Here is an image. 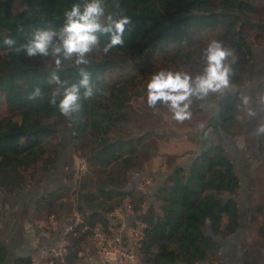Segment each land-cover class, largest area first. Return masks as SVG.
I'll list each match as a JSON object with an SVG mask.
<instances>
[{
  "label": "trees",
  "instance_id": "16d2710c",
  "mask_svg": "<svg viewBox=\"0 0 264 264\" xmlns=\"http://www.w3.org/2000/svg\"><path fill=\"white\" fill-rule=\"evenodd\" d=\"M15 1L0 0V94L9 113L0 119V193L5 198L1 203H10L16 191L24 190V172L45 158L46 145L69 122L71 145L88 150L84 156L87 170L71 193L75 206L62 202L70 196L66 187L36 200L37 214L46 217L61 213L62 225L73 222L77 214L82 219L83 223L66 236L67 264H76L96 225H121L114 212L126 201L135 217L132 225H144L137 248L144 264H217L220 247L211 235L225 240L239 228L235 197L240 183L222 133L230 140L243 132V94L236 91L224 97V92L209 91L208 96L194 95L191 101L195 105L197 100L218 98L217 109L200 135V150L189 165V174L174 156L166 158L168 175L154 194L157 209L148 205L147 192L138 188L141 180L128 187L132 174L144 171L155 152L154 138L160 137L155 129L131 133L136 117L129 104L143 94L132 82L140 76L148 78L157 59L165 66L179 69L182 63L189 69L192 55L185 51L191 42L223 30V38L237 55L228 62L232 69L228 86L241 87L246 82L251 54L246 33L253 31L255 39L264 35V21L249 18L257 13L260 0H103L105 15L130 17L123 43L105 50L110 38L98 33L97 43L85 54L87 63H76L74 53L62 57L59 66L51 55H27L23 49H15L27 43L38 28L59 30L64 12L83 0H17L14 8ZM102 22L106 21L102 18ZM9 37L15 45L4 43ZM81 70L89 74L90 96H85V88L79 86ZM53 73L79 86V107L70 116L58 108L62 96H57L56 103L50 102L57 86ZM35 88L40 89V96L29 99ZM259 91L264 96V82ZM259 143L260 147L264 144V132ZM50 162L46 160L47 165ZM260 210L257 206L255 211ZM257 235L264 239V225L259 226ZM5 257V248L0 244V262ZM30 263V257L13 262Z\"/></svg>",
  "mask_w": 264,
  "mask_h": 264
},
{
  "label": "rangeland",
  "instance_id": "374dc122",
  "mask_svg": "<svg viewBox=\"0 0 264 264\" xmlns=\"http://www.w3.org/2000/svg\"><path fill=\"white\" fill-rule=\"evenodd\" d=\"M16 6L17 0L14 2V8ZM257 7V13L250 14L249 18L255 22L264 21V0L258 1ZM247 32L251 54L246 67V82L239 88L227 86L225 89L218 90L221 93L240 91L244 97L248 98V101L244 103L245 106L241 110L240 116V120L244 123L243 132L238 137L230 140L223 136L224 148L233 163L234 170L242 186L235 197L240 213V226L235 234L218 243L220 250L217 264H264V239L257 235L259 226L264 225V144L260 147V144L255 145L252 141L257 133L264 131V97L259 94L260 91L257 85L264 80V35L260 39H255L254 35L257 34L253 31ZM222 34L223 30H220L215 36L204 35L201 39L191 42L190 47L185 51L192 55L189 69H185L186 67H183L182 63H180V70L174 65L165 66L163 60L157 59L153 64L151 74L148 73V78L147 76H140L132 82L135 85V89L143 94L139 97H134L129 104V110L136 117L134 127L130 128L131 133L138 135L142 131L155 129L160 136L154 138L155 152L143 172L157 171L163 168L168 173V169L164 164L169 156H174L177 164L180 161H184L182 165L186 169L192 157H195L200 150V135L207 127V120L216 111L218 102V98L205 101L197 100L195 105L191 101L194 95H190L186 101L182 102L188 103L186 111L190 115L178 120L174 118V110L168 102L161 101L158 106L151 107L147 103V91L144 90V87L151 79L152 74L161 69L186 72L193 78L196 73L200 72L202 74L206 65L204 49L212 40L221 42L224 47L232 51V55L226 57V63L230 59L236 58L237 55ZM210 92L216 93L217 91ZM151 112L153 115H151ZM8 115L4 99L0 94V119ZM71 136L72 126L69 122L58 129L57 136L46 145L47 153L45 158L31 170L24 172L25 184L23 183V185H25V188L21 191L31 189L33 192L36 179L46 173V175H53L54 187L52 190L65 187L70 189V196L64 197L62 202L65 205L71 204L72 207L75 206V197L71 193L75 189V183L87 170L84 156L87 155L88 150L80 146L71 145ZM176 155H180V160ZM46 160L51 162L47 165ZM45 165L48 166L46 168L47 171L44 169ZM143 172L133 173L128 187L131 188L134 180H138L137 178ZM141 181L142 184H138V188L147 192L149 196L150 187L154 185L157 178L147 177L141 179ZM3 198L4 195L0 193V233L3 231L2 222L4 217L9 218L11 217L10 214L16 211L17 203L13 202L12 199H18L13 194L11 196L12 199L10 198V203L2 204L1 200ZM257 206L261 207L259 213L255 211ZM128 207L129 205L126 201L125 205L120 208L127 209ZM51 217H53L54 222H51ZM60 218H63L61 213H54L46 217L43 213H36L35 217L36 225L45 232H49L48 236L54 242L57 238L56 234L58 233ZM70 218L68 217L67 220ZM207 233L211 234L209 229ZM36 253L30 258L32 259Z\"/></svg>",
  "mask_w": 264,
  "mask_h": 264
},
{
  "label": "clouds",
  "instance_id": "9594fccd",
  "mask_svg": "<svg viewBox=\"0 0 264 264\" xmlns=\"http://www.w3.org/2000/svg\"><path fill=\"white\" fill-rule=\"evenodd\" d=\"M102 18L106 22H102ZM130 21L126 15L108 13L105 15L103 0H83V3H74L64 12V22L59 30L52 28H38L32 33V38L25 44L19 45L15 50L23 49L27 55H51L54 63L59 66L62 57H71L76 54V63H87L85 54L91 51L98 41V33L108 34L110 43L105 45V50L111 45L123 43V33ZM4 43L12 46L15 40L5 38ZM206 65L202 74L194 78L180 71L161 69L152 74L148 81L147 103L155 105L157 101L168 102L174 110L175 119H184L190 115L186 111L188 103H182L190 95L205 96L209 91H218L227 88L230 83L232 69L226 63V57L232 51L217 40H212L204 49ZM79 86L85 88L84 95H92L89 84V74L81 70ZM52 79L56 81V88L52 90L50 102L59 100L58 108L65 116H70L79 107L77 101L79 86L67 80H61L53 73ZM40 89L35 88L29 99L40 96ZM248 98L243 97L247 103Z\"/></svg>",
  "mask_w": 264,
  "mask_h": 264
},
{
  "label": "built area",
  "instance_id": "2783aa9c",
  "mask_svg": "<svg viewBox=\"0 0 264 264\" xmlns=\"http://www.w3.org/2000/svg\"><path fill=\"white\" fill-rule=\"evenodd\" d=\"M127 209L115 210L114 216L118 221L126 218L129 210ZM51 222H54L53 217ZM82 223L81 217L77 215L70 224H59L54 244L38 250L31 259V264H67L64 253L66 236ZM143 228L144 225L138 222L135 226L130 223L127 226L121 224L116 228L96 225L91 230V238L79 254L76 264H144L137 252ZM84 229H87V226Z\"/></svg>",
  "mask_w": 264,
  "mask_h": 264
},
{
  "label": "crops",
  "instance_id": "0c3cea01",
  "mask_svg": "<svg viewBox=\"0 0 264 264\" xmlns=\"http://www.w3.org/2000/svg\"><path fill=\"white\" fill-rule=\"evenodd\" d=\"M189 152V151H188ZM176 157L180 160V155H176ZM191 158V157H189ZM188 158V159H189ZM194 157H192L191 161L188 164H191ZM184 164V161H180L178 163L179 166H182ZM144 173H155L154 175H150L148 177L151 178H157V181L152 185L150 195L148 196V205H155L158 209L159 206L155 202L154 198V191L161 186V184L165 181L168 173L165 172V170L162 168L161 170L157 171H146ZM147 178V177H146ZM139 180H134V184H136ZM132 184V185H134ZM53 175H46V173L39 176L38 179L34 182V190L32 192L31 189L21 192H16L19 194H15L16 198H11L13 202L17 203L16 211L10 214L11 221H9L7 218L4 217L2 225H3V231L0 236L1 244L5 247L7 259L10 261H6L4 263L0 264H13V261L18 258H27L31 257L35 252L41 249V247L49 246L54 241L49 238L48 233L45 232L41 227H38L36 225V200L44 196L46 194L52 193L55 190L53 189ZM32 201V207L30 211V205L29 203ZM129 209V208H128ZM127 209V210H128ZM31 212V213H30ZM29 218H28V214ZM126 218L121 220V224L124 226H127L132 222L133 216L130 215V212L128 210V214H126ZM28 218L29 222L26 224L25 219ZM10 222L12 223V226L10 225ZM26 224L27 228H24V225ZM20 229L18 235H16L15 232L12 233L13 229ZM24 229L27 231L24 233ZM57 235V234H56ZM56 240V239H55ZM40 248V249H39ZM12 261V263H11Z\"/></svg>",
  "mask_w": 264,
  "mask_h": 264
},
{
  "label": "flooded vegetation",
  "instance_id": "af4514ba",
  "mask_svg": "<svg viewBox=\"0 0 264 264\" xmlns=\"http://www.w3.org/2000/svg\"><path fill=\"white\" fill-rule=\"evenodd\" d=\"M264 82V80H262V81H260L257 85H258V89H259V85L261 84V83H263ZM259 94L261 95V96H263L260 92H259ZM244 97V96H243ZM264 97V96H263ZM264 131H262V132H259V133H257L256 134V136L253 138V144H257V145H259L260 143H259V137H260V135L263 133ZM252 145V144H251ZM233 169H234V166H233ZM235 171V170H234ZM236 173V172H235ZM239 179V178H238ZM239 183H240V188H241V181H240V179H239ZM240 190V189H239ZM36 202V201H35ZM29 205H30V211H31V209H33V207H32V201L29 203ZM239 209V208H238ZM31 213V212H30ZM30 213L27 215L28 216V218H29V215H30ZM28 218H26L25 219V222H26V224L29 222V219ZM3 219V218H2ZM7 219L9 220V221H11V217H7ZM238 221H239V226H240V213L238 212ZM26 224L24 225V228H27L26 227ZM10 225L12 226V223L10 222ZM239 229V228H238ZM19 230L20 229H18V228H16V229H13V231H12V233L13 232H15L16 233V235H18V233H19ZM27 231V229L25 230L24 229V233ZM237 232V231H236ZM1 234L2 233H0V236H1ZM0 244H1V241H0ZM5 248V247H4ZM6 251V250H5ZM6 256H7V254H6ZM16 260V259H15ZM14 260V261H15ZM6 261H10V260H8L7 259V257H5V259H4V261H2V262H0V263H4V262H6ZM13 261V262H14ZM11 263H12V261H11Z\"/></svg>",
  "mask_w": 264,
  "mask_h": 264
},
{
  "label": "water",
  "instance_id": "95a60500",
  "mask_svg": "<svg viewBox=\"0 0 264 264\" xmlns=\"http://www.w3.org/2000/svg\"><path fill=\"white\" fill-rule=\"evenodd\" d=\"M232 92H236V91H232ZM232 92H225V94L223 95L224 97L227 96L228 94L232 93ZM222 135L224 136V134L222 133ZM187 174H189V168H186ZM155 173H144V174H140V176L137 178L139 181L143 178H146L150 175H154ZM164 183V182H163ZM163 183L161 184V186L163 185ZM154 193H156V190L154 191ZM135 219V217L133 216V220ZM132 220V221H133ZM119 223L121 224V221H119ZM131 223V222H130ZM211 235V234H209ZM213 237V239L217 242L220 243L221 240L217 239L216 237H214L213 235H211Z\"/></svg>",
  "mask_w": 264,
  "mask_h": 264
}]
</instances>
